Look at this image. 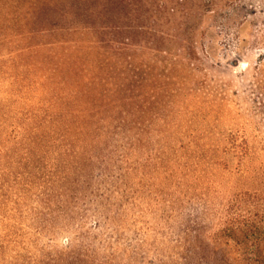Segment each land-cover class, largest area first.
Here are the masks:
<instances>
[{
	"label": "rangeland",
	"instance_id": "rangeland-1",
	"mask_svg": "<svg viewBox=\"0 0 264 264\" xmlns=\"http://www.w3.org/2000/svg\"><path fill=\"white\" fill-rule=\"evenodd\" d=\"M142 12L114 22L115 37L124 31L114 54L130 57L142 46L144 60L160 59L148 39L128 46L131 29H165L185 37L176 47L194 48L172 73V91L160 89L154 104L148 93L144 99L150 149L165 157V144H173L197 176L189 201L148 207L137 213V229L121 228L118 236L91 215L85 237L66 233L60 89L42 86L29 58L21 66L1 60L0 264H36L68 243L89 244L93 264H251L264 254L263 244H238L234 233L238 215L264 205V0H184L171 15L151 9L138 18ZM75 184L73 222L82 213Z\"/></svg>",
	"mask_w": 264,
	"mask_h": 264
},
{
	"label": "trees",
	"instance_id": "trees-1",
	"mask_svg": "<svg viewBox=\"0 0 264 264\" xmlns=\"http://www.w3.org/2000/svg\"><path fill=\"white\" fill-rule=\"evenodd\" d=\"M183 1L0 0V61L9 59L21 66L29 58L34 65L31 74L42 86L59 88L63 99L60 111L65 158L61 172L67 204L66 233L83 230L85 237L91 232L86 228L91 215L96 226L118 236L121 228L131 225L137 229L141 220L136 215L148 207L173 208L189 201L197 176L189 161L176 157L173 144H165V157H161L159 147L150 149L147 133H153L144 120V99L148 93L154 104L160 89L172 91V73L192 58L194 48L176 47L174 42H185V37L165 29H131L128 46L148 39L156 44L152 56L160 59L144 60L139 56L142 46L124 57L113 52V45L117 48L114 43L123 48L120 35L124 31H119L117 38L112 29L128 12L143 11L138 18H146L151 9L152 13L171 15ZM53 172L49 169L50 174ZM75 183L82 203L77 225L73 222L76 205H70L78 202L72 191ZM232 202L229 197V208ZM261 206L253 214L238 215L240 225L234 231L241 238L238 244L252 240L258 248L264 245ZM226 219L231 220L230 215ZM99 243L108 246L106 239ZM89 246L68 243L36 264H93ZM250 263L264 264V254Z\"/></svg>",
	"mask_w": 264,
	"mask_h": 264
},
{
	"label": "water",
	"instance_id": "water-1",
	"mask_svg": "<svg viewBox=\"0 0 264 264\" xmlns=\"http://www.w3.org/2000/svg\"><path fill=\"white\" fill-rule=\"evenodd\" d=\"M235 63H236V61L233 62V64H235Z\"/></svg>",
	"mask_w": 264,
	"mask_h": 264
}]
</instances>
